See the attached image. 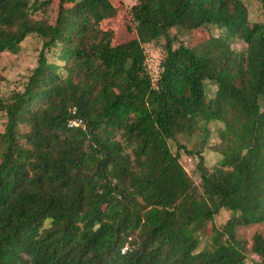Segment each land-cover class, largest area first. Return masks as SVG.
Wrapping results in <instances>:
<instances>
[{
  "label": "trees",
  "instance_id": "16d2710c",
  "mask_svg": "<svg viewBox=\"0 0 264 264\" xmlns=\"http://www.w3.org/2000/svg\"><path fill=\"white\" fill-rule=\"evenodd\" d=\"M48 2L0 0V54L41 41L20 87L0 72V264H264V233L235 231L264 226V19L243 0H58L46 26ZM119 5L124 37L101 25Z\"/></svg>",
  "mask_w": 264,
  "mask_h": 264
},
{
  "label": "rangeland",
  "instance_id": "374dc122",
  "mask_svg": "<svg viewBox=\"0 0 264 264\" xmlns=\"http://www.w3.org/2000/svg\"><path fill=\"white\" fill-rule=\"evenodd\" d=\"M58 0H49L48 4L45 6L44 9L38 12V17L41 18L44 25L49 26L55 16L56 13V5ZM136 0H124L126 6L133 4ZM68 3L74 2V0H67ZM244 4L248 8L249 17L252 20H263L264 15L262 14V7L260 0H243ZM118 7V6H117ZM125 14V7L120 6L116 10V12L109 16L108 18L103 19L101 21V25L107 28H114L116 33H119L117 30L120 29V35L124 37L126 31L122 28L124 26L123 19ZM113 29V30H114ZM173 32H176V29H172ZM200 33L198 35L196 32H192L190 34H184V39L188 43L189 46L197 45L198 41H200ZM206 36V32H205ZM41 41L36 36H28L20 46V49L14 53L9 50H5L0 54V72L3 75V80L1 83V88L3 93H9V91L15 87L20 85L21 77L27 73L29 67L35 64L36 53L38 48L40 47ZM156 46L155 44L145 43L143 44L145 53H146V66L147 70L150 73L153 80L158 77L159 71V60L162 56L161 45ZM55 56L50 55L49 59H53ZM21 86V85H20ZM19 86V87H20ZM207 90L210 95H213L216 87L212 84L207 86ZM262 109H264V105L262 103ZM4 117L0 115V128L2 127ZM216 124L211 125V129L216 128ZM220 125V124H218ZM210 137L208 138L206 147L203 149L204 154V164L208 168V170H212L219 158L220 154L211 149V145L218 140L216 133L214 130H211ZM181 137V136H180ZM180 162L185 168V170L190 173L193 178L199 180V171L196 166L197 157L194 153L186 154L183 151L180 153ZM229 211L228 210H221L220 213L217 215L215 219V224L218 226L220 223L224 222L225 219L228 217ZM235 231L238 236L245 238L248 241V245L251 242V237L254 232H263L264 233V226L262 223L257 224H248L244 226H237ZM249 262V259H247Z\"/></svg>",
  "mask_w": 264,
  "mask_h": 264
},
{
  "label": "built area",
  "instance_id": "2783aa9c",
  "mask_svg": "<svg viewBox=\"0 0 264 264\" xmlns=\"http://www.w3.org/2000/svg\"><path fill=\"white\" fill-rule=\"evenodd\" d=\"M72 123H73V124H77V122H76V121H74V120H72V121H71V124H72ZM126 248H127V247H126V246H124V247L121 249V251L123 252V251H124Z\"/></svg>",
  "mask_w": 264,
  "mask_h": 264
}]
</instances>
